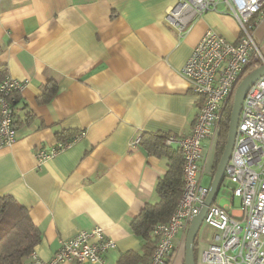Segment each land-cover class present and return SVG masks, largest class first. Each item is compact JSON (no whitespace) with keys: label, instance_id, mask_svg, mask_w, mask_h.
Wrapping results in <instances>:
<instances>
[{"label":"crops","instance_id":"obj_1","mask_svg":"<svg viewBox=\"0 0 264 264\" xmlns=\"http://www.w3.org/2000/svg\"><path fill=\"white\" fill-rule=\"evenodd\" d=\"M178 2L1 4L0 66L24 87L16 95L17 138L0 146V194L14 196L29 210L41 231L35 252L43 260H50L63 240L101 226L115 241L105 253L108 264H148L131 222L147 203L159 200L156 184L169 161L132 143L145 133H190L204 97L193 91L183 66L208 30L232 42L242 35L224 3L201 15L187 12L189 28L180 32L168 19ZM254 35L264 52V13ZM51 88L57 92L47 100L44 94ZM219 132L203 142L199 177L209 188L220 161ZM63 141L73 142L38 161L41 147ZM171 145L180 150L178 142ZM215 204L242 216V201L232 193L218 194ZM216 232L206 224L198 234L196 264H207L202 252ZM186 236L184 231L177 236L168 264H185Z\"/></svg>","mask_w":264,"mask_h":264},{"label":"built area","instance_id":"obj_2","mask_svg":"<svg viewBox=\"0 0 264 264\" xmlns=\"http://www.w3.org/2000/svg\"><path fill=\"white\" fill-rule=\"evenodd\" d=\"M4 0H0V7ZM224 3L237 18L241 37L232 42L220 33L208 30L193 48L182 68L193 91L204 97L192 131L171 135L167 143L178 142L184 158L185 187L179 203L168 219L154 227L158 237L148 264H168L181 231L187 232L191 220L204 204L210 188L200 181L203 142L214 137L221 128V116L226 102L250 71L264 63V52L254 30L264 13V0H179L168 14L169 21L180 32L189 28L184 15H201ZM24 83L9 74L0 84V146L12 145L17 138L13 94ZM80 132L73 140L83 137ZM140 137L133 145L140 142ZM73 141L59 142L50 149L37 152L40 163L54 157ZM225 177L235 187L234 197L242 201V216L212 204L204 223L216 229L213 241L203 250L207 264H264V74L248 91L243 105L238 132ZM115 245L104 228L84 229L62 241L50 260H43L35 251L28 264H62L77 261L81 264H108L105 253Z\"/></svg>","mask_w":264,"mask_h":264},{"label":"trees","instance_id":"obj_3","mask_svg":"<svg viewBox=\"0 0 264 264\" xmlns=\"http://www.w3.org/2000/svg\"><path fill=\"white\" fill-rule=\"evenodd\" d=\"M7 75L5 67L0 66V84ZM57 88H51L45 92L44 98L49 100ZM17 93L13 94V106L15 109ZM233 103H227L221 116V128L218 141V159H220L228 137L230 117ZM16 116L14 111V117ZM15 125H17L15 118ZM170 135L143 134L140 138L142 144L149 153L168 158V168L156 184L159 200L155 203H147L143 210L132 220L133 232L143 240V257L150 260L158 241L154 233V227L167 221L175 211L183 194L185 180L183 174L184 158L179 149H174L167 143ZM195 242V260L196 247ZM41 242V231L32 221L29 210L14 196L0 194V264H25L37 245ZM127 254L123 260H128Z\"/></svg>","mask_w":264,"mask_h":264},{"label":"water","instance_id":"obj_4","mask_svg":"<svg viewBox=\"0 0 264 264\" xmlns=\"http://www.w3.org/2000/svg\"><path fill=\"white\" fill-rule=\"evenodd\" d=\"M263 74L264 63L250 71L247 75H245L233 94V107L230 117V125L226 145L220 158L218 167L216 169L214 179L210 186L207 198L204 204L202 205L200 212L193 217L189 225L186 236L185 264H196L195 242L198 237L199 231L204 223L205 214L208 208L212 204H215L217 196L224 184L226 178V167L228 162L230 161L234 149L244 99L250 88Z\"/></svg>","mask_w":264,"mask_h":264},{"label":"rangeland","instance_id":"obj_5","mask_svg":"<svg viewBox=\"0 0 264 264\" xmlns=\"http://www.w3.org/2000/svg\"><path fill=\"white\" fill-rule=\"evenodd\" d=\"M227 103H230V104L233 103V97H232V99L228 100L226 102V104ZM234 187H235V184L230 179L225 178L224 184H223V186H222V188L220 190V193H219V198L222 197L225 194H226V196L231 194ZM205 225H203V227L201 228V230L199 232V237L201 236V234L204 233Z\"/></svg>","mask_w":264,"mask_h":264}]
</instances>
